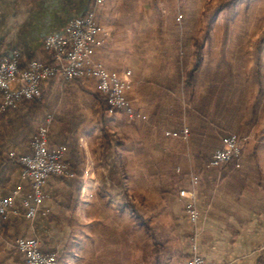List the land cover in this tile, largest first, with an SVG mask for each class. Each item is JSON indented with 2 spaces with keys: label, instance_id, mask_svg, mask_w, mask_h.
I'll return each instance as SVG.
<instances>
[{
  "label": "crops",
  "instance_id": "crops-1",
  "mask_svg": "<svg viewBox=\"0 0 264 264\" xmlns=\"http://www.w3.org/2000/svg\"><path fill=\"white\" fill-rule=\"evenodd\" d=\"M174 1L170 8L167 0H104L101 4L95 0H0V59L18 52L25 63L48 59L45 37L62 32L71 19L95 9L103 43L93 60L120 73L133 71L129 98L133 105L137 100L144 102L140 110L134 105L142 117L133 120L146 118L148 124L141 139L134 135L133 126L121 124L132 119L119 110L109 112L111 120L105 125L85 122L77 132L70 129L61 134L52 127L50 143L67 144V158L77 177L50 176L36 216L28 218L31 182L12 154L32 153L33 139L47 112L57 102L66 106L57 91L75 84L58 75L44 84L48 92L41 100L21 102L5 111L0 93V197L14 200L0 222V264H26L16 240L29 236L38 238L44 252L55 253L57 264L127 263L134 258L136 228L153 239L157 251H166L167 259L180 264L195 251L207 264H264V141L258 134L262 125L260 130L257 125L264 114L260 110L264 107V28L251 23L264 15V0H226L211 28L176 31L179 47L175 45V51L167 45L166 31L160 29L157 54L151 56L152 17L160 21L161 13L162 20L176 15L181 24V19L192 15H209L208 3L199 10L198 0ZM223 12L236 22L247 20L246 27L214 28ZM185 43L191 55L185 65L188 73L197 64L200 48L198 69L189 80L188 74L184 78L163 71L173 58L176 69L180 64L184 67ZM91 81L99 89L97 81ZM186 89L196 97L190 117L183 115L180 103ZM246 99L254 102L240 113L227 103ZM175 115L181 116L180 125L172 123ZM185 126L190 129L188 140L167 134ZM230 133L246 138L241 161L209 168L213 152ZM172 140L193 149L184 158L177 154L178 174L136 172L141 146H152L159 153L156 159H144L142 165L167 166L163 159L172 152L168 144ZM193 187L199 213L196 222L187 210L189 199L180 195ZM164 228L170 231L157 234V229Z\"/></svg>",
  "mask_w": 264,
  "mask_h": 264
},
{
  "label": "built area",
  "instance_id": "built-area-1",
  "mask_svg": "<svg viewBox=\"0 0 264 264\" xmlns=\"http://www.w3.org/2000/svg\"><path fill=\"white\" fill-rule=\"evenodd\" d=\"M101 4L104 0H95ZM95 9L85 15L71 19L60 33L50 34L43 41V50L48 59H31L22 68L20 53L0 59L1 110L16 108L21 102L41 100L44 84L61 75L67 81L96 80L101 93L107 98L110 112L124 111L130 118H141L129 98L132 88L133 71L122 73L108 69L103 63L93 60L96 49L102 45L99 36L102 32ZM54 115L48 113L40 124L32 142L30 154L12 156L22 164L23 175L29 179L32 192L29 197L28 218H34L38 206L45 198V185L50 176L74 179L76 172L67 158L68 146L65 143L52 145L50 129ZM168 135L189 139L190 130L185 126L180 132L168 131ZM245 139L230 133L223 138L222 146L216 149L207 166L220 167L231 161L240 162L243 157ZM196 179L193 183L196 184ZM180 195L189 199L187 210L196 222L199 213L196 208V190H181ZM14 200L12 197H0V222L10 212ZM17 248L24 254L26 264H57L55 253L42 250L36 237H21L16 240ZM183 264H207L196 251Z\"/></svg>",
  "mask_w": 264,
  "mask_h": 264
},
{
  "label": "rangeland",
  "instance_id": "rangeland-1",
  "mask_svg": "<svg viewBox=\"0 0 264 264\" xmlns=\"http://www.w3.org/2000/svg\"><path fill=\"white\" fill-rule=\"evenodd\" d=\"M168 2V6L170 8H173L172 2H175L174 0H167ZM226 0H198L199 2V10H201L205 4H209V8H208V13L209 15L206 14V12L204 13V17H199V16H195L192 15L191 17H188L187 19L183 18L181 19V24L180 22L177 20L178 17L176 15H172L167 17V19L162 20V13L160 14V21L159 19H154L152 17V21H151V51L152 54L151 56L156 55V51L157 49V45H158V31L161 29L165 30L167 33V45L173 49V51H175V45H178L179 47V42L175 41V37L174 34H176V31L179 32L181 29L184 32H190V31H194V30H203L208 28V17L211 16V14L215 13V11L218 10V8L221 7V10L223 9V5L225 4ZM159 2V0H158ZM157 7V11L155 12L156 14H158L160 12V7L156 4ZM220 10V11H221ZM154 13V14H155ZM232 13V11H231ZM230 13V14H231ZM227 16V17H226ZM246 23H248L247 20H244L242 22H236L234 21L232 18H228V13H222L219 17V20H217L214 23V28H218V29H226V28H241V27H246ZM255 27H259L261 26L262 28H264V15L260 16V17H256L254 22ZM146 28V27H144ZM187 44H183V50L185 51L184 53V58H183V66L181 67V64L179 65L180 67H178L179 69H176L174 67V58L173 59H168V62L170 66H167V68H165L163 71H165L168 74H172L175 75V73H179V75L181 76V74L183 75L184 78H186L185 76L188 74L189 69L186 68V62L189 59L188 57H191L190 54H187ZM173 53L172 52V57H173ZM155 71V70H154ZM162 71V70H161ZM178 75V76H179ZM75 85H72V83H68L67 86L65 85V90H58L57 94L59 95H63V97H61L63 99L62 103H65L66 106L65 107H60V102L56 103L57 105L53 107V110H49L47 113H52L54 115V120L51 124V128L52 127H56L57 128V132L58 133H62L63 131H69L70 129L77 132L80 125H84L85 122H87V124L89 123H94V122H101L102 124H107L108 121L111 120V116H109V104L108 101L106 100L107 98H105V96L100 93L97 85L95 83H93L91 80L87 81H78L75 82ZM249 87V86H248ZM186 93L183 95H181V106L183 107V115H186L188 117H190V113L189 111L191 110L190 106H192L193 104H195V98L192 92H189L190 89H186L185 90ZM46 91L45 89L43 90V94H45ZM247 96H250V93H247ZM254 101L250 100V99H246V100H237V101H233V100H229L227 101L228 104H230L232 107L235 106L236 107V111L238 113H240L242 111L243 108H250L251 105L253 104ZM143 100H137L134 105L135 107H139L138 109L140 110L143 106ZM174 106L178 105V102H173ZM138 105V106H137ZM186 107V113H184V108ZM243 107V108H242ZM238 108V109H237ZM189 109V110H188ZM101 111L100 115H97L95 113V111ZM261 110V113H264V107ZM108 112V113H107ZM117 111L114 112H110V113H115ZM248 112V111H247ZM127 115V114H126ZM128 118H130L127 115ZM183 118V117H182ZM132 119V118H130ZM172 123H177V125H180L181 123V116L179 115H175L174 117L170 118ZM147 119L146 118H142V120H130V122L127 121H123L121 122V124H123L124 126L127 125H131L134 127V135L137 137H140L142 139V137H144V133H143V129L145 127H147ZM164 121V120H163ZM165 121H169L165 119ZM44 122V120H43ZM179 122V123H178ZM168 122H163L161 124L167 125ZM41 124V123H40ZM39 124V125H40ZM187 124H189L188 118H187ZM190 125V124H189ZM257 125H262V129L259 126V130L261 129L262 131L260 133H258L260 135L259 140H263L264 141V114L261 115V119L258 121ZM169 125H167L168 127ZM189 128V127H188ZM234 128H239V125L237 123H234ZM190 130V129H189ZM51 131V129H50ZM237 134V133H235ZM239 135V134H238ZM246 139V138H244ZM137 142V141H136ZM142 144V143H141ZM170 149H171V153L168 154V156L163 159V161L167 162V166H163L162 164L159 166L158 164H154L152 163L147 164V165H142V163L147 159L150 158V160L152 159H156L158 158L159 153L157 152V150H154L152 148V146H149V148L146 147H142L141 146V150L143 152H141L140 157H137L139 160H136V172L141 171V172H151L153 174V172H163L165 174L168 175V173H170V175H174V174H178L177 173V168H178V164L177 162L175 163L176 158L178 157L177 154H182L183 158L187 156L188 153L191 154V152L193 151V149H188L186 147V145L184 144H180L179 142H177L176 140H172L169 143ZM151 147V149H150ZM218 149V148H217ZM174 150H176V155L174 154ZM145 159V160H144ZM178 160V158H177ZM150 165V167H149ZM166 167V168H165ZM74 170V169H73ZM75 171V170H74ZM76 172V171H75ZM77 174V172H76ZM157 222V220L155 221ZM167 224V223H165ZM136 232V237H135V246H134V258L133 260L129 261V262H120V264H180V260L177 259H167V253L166 251L162 250V249H158V251L156 250L155 247H153V239L148 238L147 233L140 228H136L135 230ZM155 231V230H154ZM167 231H170V228H164L161 229V231L159 229L156 230L157 234H160L162 232L166 233ZM173 241V240H172ZM172 244V243H171ZM175 244V243H174ZM92 264H110L109 262L106 261H98V262H93Z\"/></svg>",
  "mask_w": 264,
  "mask_h": 264
},
{
  "label": "trees",
  "instance_id": "trees-1",
  "mask_svg": "<svg viewBox=\"0 0 264 264\" xmlns=\"http://www.w3.org/2000/svg\"><path fill=\"white\" fill-rule=\"evenodd\" d=\"M221 10V7L220 8H218V10L217 11H215V13L211 16V18H210V20H209V22H208V28H211L212 27V24H213V22L216 20V18H217V15H218V13H219V11ZM196 53H197V64H196V66L188 73V75H187V80H189V78H191L192 77V73H193V71H195V70H197L198 69V66H199V62H200V60H201V58H200V48L199 47H197V50H196ZM20 63H21V65H22V68L26 65V63L22 60V56H21V54H20ZM106 98V97H105ZM107 100V99H106ZM72 168H73V165H72ZM74 169V168H73Z\"/></svg>",
  "mask_w": 264,
  "mask_h": 264
}]
</instances>
